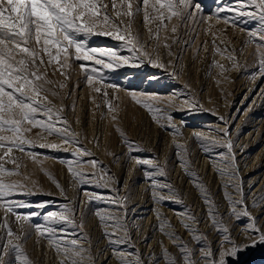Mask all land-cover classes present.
Returning <instances> with one entry per match:
<instances>
[{
    "label": "rangeland",
    "instance_id": "obj_1",
    "mask_svg": "<svg viewBox=\"0 0 264 264\" xmlns=\"http://www.w3.org/2000/svg\"><path fill=\"white\" fill-rule=\"evenodd\" d=\"M103 3L108 4L109 14L117 24L121 19L127 22L126 18H118L112 11L111 0H103ZM193 3L199 5L198 9H192L193 18L186 23L176 18L170 23L165 21L167 28L159 32V42L148 32L149 28L155 32L159 21L145 25L142 14L135 19L132 35L139 32L146 50L165 67H153L144 58L136 61V66L121 64L112 69L93 65L90 61H73L68 70L70 79L67 80L59 72L53 75L49 68L48 77L57 82V86L49 87H54L59 95H49L48 106L54 110L63 108L61 115L67 119V126L79 143L61 144L55 135L34 127L24 134L34 146L26 144L23 146L25 151L13 150L11 153L12 158L21 164L18 169L20 175L4 176L3 179L25 185L24 191L11 199L29 205L14 211L22 216L34 213L30 218L31 225L63 228V235L67 238H89L90 243L82 240L79 246L91 248L95 264H118L113 245L104 236L106 230L112 229H105L95 212L99 210L102 215H123V212L115 205L92 198L90 194L103 197L104 201L114 197L127 198L124 211L131 239L119 247L125 254L139 253L144 264H148L150 254L161 257L164 248L171 257L179 259L181 256L177 247L179 241H173L157 230V213L171 225L166 232L182 238L193 251L197 264H203L201 248L210 246L218 259L219 252L228 250L232 244L240 246L241 251L236 258L226 257L228 264H264V244L259 243L257 234L249 230V218L233 216L225 198V193H229L233 200H239L240 196L231 185L240 183L247 210L257 227L264 231V77L253 75L258 71L256 53L264 50H258L255 42H249L248 35L259 31V21L229 11V8L236 7L235 0H193ZM225 19L230 23H225ZM173 25L177 27L176 33L171 32ZM78 39L86 41L89 47L112 49L124 57H135L122 41L109 36L86 35ZM165 42L170 48L163 46ZM32 46H36L35 42ZM81 63L99 68L100 82L89 85L79 67ZM214 63L217 66H213ZM237 64L238 67L235 66ZM219 65L223 66V71ZM59 83L66 86L60 89ZM95 88L101 91L96 92ZM149 97L153 98L150 101L153 109L160 108V112H149L137 103L147 101ZM193 104L197 106L193 107ZM168 116L172 117L170 121ZM38 118L46 119L41 115ZM224 127H228L233 142L235 167L231 169L226 167L231 161L225 148L214 147L204 151L193 135L200 131L212 140ZM176 128L182 135H174ZM211 129L215 132L209 131ZM42 143L61 144V148L67 151L41 148L39 145ZM176 145L187 149V154L181 152L178 156ZM77 147L91 153L90 157L82 156L83 161L95 159L100 164L95 170L85 165L76 171L86 174L95 171L103 175L100 172L103 168L108 174L104 180L112 178L110 187L97 186L95 179L91 183L80 184L69 174L65 162L75 159L72 153ZM2 153L3 149H0ZM220 153H224L223 158L218 155ZM136 158L159 161L165 167V175L155 174L149 165H137ZM181 159L190 161V169L180 166ZM221 159L224 163H220ZM4 166L8 169L16 167L13 163H5ZM236 168L239 170L238 179L218 175V170L234 172ZM147 173H153L152 179L159 183H168L181 198L180 202L154 203ZM50 177L59 183L63 192ZM162 191L167 193V190ZM205 195L217 212L219 227H227V233L217 230L207 215L209 205L204 203ZM65 205L77 209L75 220L78 225L82 224V228L53 225L45 219L47 213L61 211ZM237 210L241 211L239 205ZM188 214L194 215L200 223H191ZM4 217H7L13 231L20 233L15 216L5 213L0 207V222ZM184 223L198 230L202 237L200 243L194 239V233L183 227ZM26 232V242L22 238L14 243L22 245L31 264H60L64 257L46 238L36 233L34 227L26 226ZM3 235L4 229L0 227V237ZM59 235L61 233L58 232ZM229 239L232 244L228 243ZM14 255L12 264H16ZM125 258L134 260L135 256L126 255ZM83 264H90V261L85 259ZM160 264H165V261L161 259Z\"/></svg>",
    "mask_w": 264,
    "mask_h": 264
},
{
    "label": "snow or ice",
    "instance_id": "obj_2",
    "mask_svg": "<svg viewBox=\"0 0 264 264\" xmlns=\"http://www.w3.org/2000/svg\"><path fill=\"white\" fill-rule=\"evenodd\" d=\"M235 3L236 7L229 8V11H235L241 16L259 21V31L248 33L249 42H255L258 50H264V0H235ZM111 6L112 11L115 12L118 18H126V23L124 19H121L120 24H117L109 14L108 4L103 3V0H0V133L11 134L0 135V149H3V153L0 154V161H4V163H0V207H3L5 213L15 216L21 230L20 233L14 232L8 223L7 217H4L3 221L0 222V227L4 229V235L0 237V241H2L0 242V264H12L13 253L15 254L16 264H31L30 258L26 255L22 245L14 243V241H19L22 238L26 242L28 238L26 226L34 227L36 233L46 238L56 252L64 257L60 264H83L85 259L89 260L90 264H95V259L91 256V248L85 249L79 246L82 240L90 243L89 238H67L63 235V228L31 225L30 218L35 215L34 213L23 216L16 213L14 209L28 207L29 205L14 202L11 197L22 193L26 186L19 182H9L3 179L4 176L20 175L18 169L21 164L12 158L11 153L13 150L25 151L23 146L26 144L30 147L34 146L33 142L27 140L24 135L34 127L42 129L48 135H55L61 141V144L78 145L79 143L75 140V133L70 126H67V119L61 115L63 108L54 110L53 107L48 106L50 104L48 96L56 97L59 95L54 87H49L50 85L57 86V82L48 77V69H52L53 75L59 72L67 80L70 79L68 70L71 69L73 61H90L93 65L112 69L121 64L136 66V61L144 58L153 67H165L164 64L159 62V59L154 60L152 54L146 50V45L141 43L139 32L132 35V27L136 17L142 14L145 25L159 21L155 32L151 28L148 29L150 37L157 39L159 42V32L167 28L165 21L170 23L173 18H176L182 23H186L194 16L192 9L199 8V5L194 4L193 0H119V3L117 0H111ZM224 22L230 23L226 19ZM171 32H177L175 25L172 26ZM86 35L109 36L114 40L122 41L125 47L135 54V57H124L112 49L89 47L86 41L78 39V37ZM33 42H35V47L32 46ZM163 46L170 48L166 42ZM53 49H55L54 52ZM171 54V51H169V55ZM256 55L258 57V71L253 75L264 77V51H258ZM45 57H47V60H45ZM213 66L217 65L214 63ZM235 66L238 67L239 65ZM79 67L85 73L89 85L100 82L98 79L99 68L89 67L87 63H81ZM219 67L223 71V66L219 65ZM65 86L64 83L58 84L60 89ZM108 87H112V85H108ZM94 90L96 92L101 91L100 88ZM104 95L106 96L107 93L105 92ZM152 99V97H149V100L137 101V103H141L149 112H160V108L153 109L150 103ZM168 103L170 104L171 101L169 100ZM192 106L196 107L197 105L193 104ZM109 108L111 110V106ZM38 115L45 116L46 119H39ZM171 119L172 117L168 116V120ZM220 119L223 120V117H220ZM225 124H227L226 121ZM25 125H28V127H25ZM209 131L215 132L214 129ZM174 135H182L180 129H174ZM193 135L204 151L214 147L225 148L229 154L228 159L231 161L226 167L230 169L235 167L233 142L230 139L231 133L228 127L221 129L212 140H209L200 131L194 132ZM61 144L42 143L39 146L57 151H67V149L61 148ZM176 148L178 156L181 152L187 154V149H181L180 145H176ZM131 150L138 151L139 149ZM28 154L36 155L35 153ZM72 155L75 159L65 163L69 174L75 178L76 182L80 184L91 183L95 179L97 186L110 187L112 178L109 177L108 180H104V177L108 174L103 168L100 169L103 175H98L95 171L91 174L76 171V168L85 165H90L95 170L100 164L95 159L87 161L81 159L82 156H91L87 149L77 147ZM218 155L224 157V153ZM5 157L8 159L5 160ZM5 163H13L16 167L8 169L4 166ZM135 163L137 165H149L154 168L155 174L165 175V167L160 165L159 161L136 158ZM220 163H224V160L221 159ZM180 166L190 169L191 163L181 159ZM238 171V168L234 172L218 170V175H227L230 179H238ZM186 174L191 176L190 172H186ZM152 176L153 173L146 174L152 184L151 192L154 203L163 205L165 201L169 203L180 202L181 198L168 183H159L153 180ZM50 179H53L56 187L61 192L64 191L54 178L50 177ZM101 180H104V182L99 183ZM193 182H196V178ZM231 187L240 196L239 200H233L231 194L225 193V198L232 208V215L237 219L241 216L248 217L250 221L249 230L257 234L259 243L264 244V231L257 227L255 220L247 210L242 185L236 183L232 184ZM162 190H167V193L164 194ZM90 195L92 198L115 205L117 209L123 212V215H102L99 210L95 212L105 229H112V231L106 230L104 236L109 244L113 245L112 251L118 264H144V260L139 253L125 254L119 247V245L128 243L131 239L130 227L126 222L127 216L126 211H124L127 198L114 197L104 201L103 197L96 194ZM203 199L204 203L209 205L207 215L213 225L217 227V230L227 233V227L222 229L219 227V222L216 219L217 212L214 206L211 205L207 195ZM237 205L240 206L241 211L237 210ZM76 212L75 207L65 205L61 211L47 213L45 219L53 225L61 224L82 228V224L78 225L76 223ZM156 215L159 221L156 226L157 230L164 235H168L173 241H179L177 247L181 256L179 259L171 257V254L164 248L161 257L150 254L148 264H160L161 259L165 261V264H197L193 251L183 243L182 238L172 236L166 232V228L171 226L166 218L160 213ZM187 218L191 223H200L192 214H188ZM183 227L194 233V239L197 243H200L202 237L199 235L198 230L192 229L189 223H184ZM58 232L61 235L58 236ZM117 233H122V235H117ZM228 243L232 244V241L229 239ZM255 243L254 240L253 246H255ZM161 247L163 248L162 242ZM200 251L203 264H228L226 257L236 258L241 251V247L232 244V247L228 250L219 252L218 259L210 246L203 247ZM126 255H134L135 259H126Z\"/></svg>",
    "mask_w": 264,
    "mask_h": 264
}]
</instances>
